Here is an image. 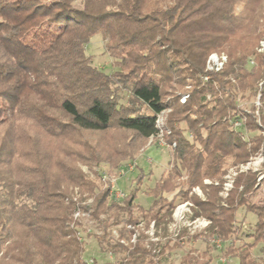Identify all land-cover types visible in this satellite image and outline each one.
<instances>
[{
    "label": "trees",
    "instance_id": "16d2710c",
    "mask_svg": "<svg viewBox=\"0 0 264 264\" xmlns=\"http://www.w3.org/2000/svg\"><path fill=\"white\" fill-rule=\"evenodd\" d=\"M96 34L111 72L86 53ZM262 39L264 0H0V264H99L84 257L77 208L95 223L101 251L120 254L104 264H163L185 236L198 235L182 228L169 246L146 242L144 230L152 222L167 235L186 201L191 219L208 221V249L199 255L190 247L177 264H210V237L230 240L224 254L236 264H264L252 255L259 244L264 254V207L251 200L260 172H238L220 195L229 168L264 154ZM211 53L226 55L218 71L206 68ZM164 110L171 161L148 206L135 201L151 175L143 168L115 200L98 165L134 161L159 133ZM110 128L130 136L115 155L98 157L80 135ZM79 163L96 166L92 178ZM241 207L256 219L250 241L235 245Z\"/></svg>",
    "mask_w": 264,
    "mask_h": 264
},
{
    "label": "rangeland",
    "instance_id": "374dc122",
    "mask_svg": "<svg viewBox=\"0 0 264 264\" xmlns=\"http://www.w3.org/2000/svg\"><path fill=\"white\" fill-rule=\"evenodd\" d=\"M102 38L99 34H96L92 36L88 44L86 45V53L91 55L93 64L101 68L105 72H111L114 67L111 63V58L104 52L103 46H102ZM259 85V84H258ZM183 95V94H182ZM181 95V96H182ZM255 101V98L247 100V99H241L239 100V106L245 107ZM169 111L164 110L160 114V118L162 123L161 124V134L162 139L163 134H165V124H166V117L168 115ZM246 118L244 117L243 120ZM83 139L87 140L88 146L92 147L95 151V153L99 156H108V155H115V153L119 152L116 151L120 149L119 146H121V142L125 138H128L130 135L126 132L119 130L117 128H110L106 131L102 132H82L80 135ZM160 136L156 135L151 140L149 139L148 143L145 145L144 149H142L141 153L135 154L133 156L135 168L131 172L125 173L123 176H119L116 180V187L123 191L124 193L128 192L129 189H131L134 185V177L136 176L139 168H143L146 172L151 171V175L145 177L140 185V190L137 193L136 198V204L140 205L142 207H147L150 201V198L148 197V191L153 186L154 182L159 178L162 171H164L171 161V150L169 148H166V146L161 145L160 143ZM165 142V141H164ZM166 143V142H165ZM149 146L148 152L151 149L153 155H148L149 158H147L146 154H142L146 150V148ZM75 148V147H73ZM78 148V147H76ZM146 151V153H148ZM124 159V158H123ZM130 161V160H129ZM128 160H122L121 164H125L129 162ZM250 162L249 170L260 172L258 178V188L255 190L254 194L251 195V200L255 206H261L264 207V154L259 152L256 155H253L248 160ZM247 161V162H248ZM243 164V163H241ZM239 165L237 164L235 166H232L228 169L229 176L234 179L236 174L240 172ZM79 168L83 170L85 174H87L90 178L93 177V170L96 169L95 167H92L93 169H88L85 165L82 163L78 164ZM97 170L107 171L109 173L114 172L116 168H109L104 163H100L98 165ZM248 170V169H247ZM246 171V170H245ZM233 172H235L233 174ZM226 179V176H224ZM233 181V180H232ZM104 187V183H103ZM195 188V187H194ZM70 193L78 192L76 187L69 186ZM193 194H196L200 197L203 196L201 188H199V191H192ZM220 195L222 197H225L226 195L223 193V189L220 192ZM76 196V195H75ZM74 196V197H75ZM91 199L89 200V202ZM87 202V201H86ZM191 203V201H188ZM182 203V202H181ZM179 203V204H181ZM191 205L189 206V211H185L183 213V218L181 220L174 219L172 223L168 225V231L167 235L163 234L160 230H155L153 228V234L149 235L147 230L145 231V234H147L146 242L149 240L153 242H164L167 239L170 240L168 243L169 246L173 244L175 241V238L179 233V231L182 228H186L189 235L197 234V238L193 239L191 242L186 241V236L182 239L181 246L178 248H174L169 251L167 255V259L163 261V264H177L181 255L188 250L190 247L195 249L196 254H201L204 250L208 249L207 245L204 242L203 236L206 235L205 227L208 224V221L205 218H194L191 219ZM256 217L252 212H247L243 207L239 208L236 213V224L239 226L240 231L238 232V239L235 241V245H239L243 242H248L250 239L248 238L249 232L252 230V224L254 223ZM82 229L80 236L82 237V241L85 244L84 247V257L89 259H96L98 260L99 264H104L111 262L113 260H116L118 257H120L119 253H110V252H102L100 249V246L93 236V234L97 233V228L95 226V223L89 219L88 215L81 218ZM149 227V226H148ZM143 229V228H142ZM148 229V228H147ZM138 230H136V235H138ZM112 234L115 236L114 232L112 231ZM212 240V237H210ZM230 240L226 242H221L220 246L214 245V243L211 241L210 244L212 245L209 248V253L212 257L210 264H236V262L230 257L226 256L224 254L225 248L229 244ZM260 244L257 245L254 249H252V255L255 259L258 261H264V254L260 251Z\"/></svg>",
    "mask_w": 264,
    "mask_h": 264
},
{
    "label": "built area",
    "instance_id": "2783aa9c",
    "mask_svg": "<svg viewBox=\"0 0 264 264\" xmlns=\"http://www.w3.org/2000/svg\"><path fill=\"white\" fill-rule=\"evenodd\" d=\"M259 52H264V39L260 40L259 42V46H258V49H257ZM226 61V55L224 53H211L207 60H206V68L208 70H211V71H218L222 68L223 64L225 63ZM250 64H253V61L250 60ZM187 97V94H183L181 97H180V101L181 102H184L185 99ZM256 104H258V100H256L255 102ZM161 114V113H160ZM160 114L157 116V119H156V124L159 128V133L157 135L160 136V143L161 145H165L166 148H169V145H167L163 139H162V134H161V124L162 122L161 121V116ZM234 125H239V122H235ZM152 138H150L151 140ZM249 165H250V162H245L243 164H240L239 165V170L240 171H245L247 169H249ZM135 168V163L134 161H129L121 166H119L114 172H107V171H101V179L102 181H104L105 183V186L108 188L109 190V193L110 195H112V197L115 199V200H120L121 198H123L124 196V192L121 191L120 189H118L116 186V182H117V178L119 176H123L125 173L127 172H131L133 171V169ZM235 172H233L234 174ZM260 174V173H259ZM226 179H225V182L223 183V193L226 195L227 194V191L231 188L232 186V178L229 176V174L227 173L226 175ZM258 178H260V176L258 175ZM205 183H209V180L205 179L204 180ZM193 191H199V187H195L193 188ZM75 199V198H74ZM90 200V199H89ZM89 200L87 201V203L89 202ZM191 205V203H189L188 201L186 202H183L181 204H178L176 206V208L174 209V212H173V220L174 219H179L181 220L183 218V213H185V211H189V206ZM88 215L86 212L80 210L79 208L75 209L74 213H73V216L75 219H80L83 218L84 216ZM174 222V221H172ZM171 222V223H172ZM153 228H154V225L153 223L151 222L149 224V227L147 229L149 235H152L153 234ZM115 236H116V232L115 230H113ZM175 235H177L175 233ZM136 238H137V235L136 233L134 232L131 236V239L130 241L132 243H134L136 241ZM150 236H149V240L150 241ZM216 246H220L221 245V240L219 238H212L211 240ZM120 242L124 243L123 240H120Z\"/></svg>",
    "mask_w": 264,
    "mask_h": 264
},
{
    "label": "crops",
    "instance_id": "0c3cea01",
    "mask_svg": "<svg viewBox=\"0 0 264 264\" xmlns=\"http://www.w3.org/2000/svg\"><path fill=\"white\" fill-rule=\"evenodd\" d=\"M148 149H149V146L146 148V150H145L144 152H142V154H146V155H147V158H149L148 155H153V154H152V150L150 149L149 152H148ZM146 151H147L148 153H146ZM204 183H205V182H204Z\"/></svg>",
    "mask_w": 264,
    "mask_h": 264
}]
</instances>
